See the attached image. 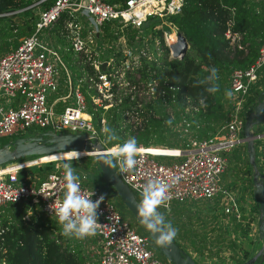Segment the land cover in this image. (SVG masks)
I'll list each match as a JSON object with an SVG mask.
<instances>
[{
	"label": "built area",
	"instance_id": "built-area-1",
	"mask_svg": "<svg viewBox=\"0 0 264 264\" xmlns=\"http://www.w3.org/2000/svg\"><path fill=\"white\" fill-rule=\"evenodd\" d=\"M182 1L53 0L47 9L40 8L34 30L21 37L15 48L0 55V137L12 138L30 127H38L85 131L103 143L101 133L106 122L103 111L119 106L123 100L130 108L138 110L164 93V87L159 86L153 71L146 69L148 76H144L140 67L142 58L155 62L170 58L169 44L176 40L178 30L169 16L180 10ZM260 1L264 5V0ZM37 2L33 1L34 4ZM61 15L64 16L63 30L68 46L60 49L77 53L78 62L92 68L91 73H84L74 81L69 66L63 63L59 48L49 35L50 28ZM147 20L154 21L151 29L161 31L160 40L153 37L150 45L148 39L146 48L151 47L150 50L135 48L121 33L113 43L111 54L106 58L97 57L103 45L104 23H113L120 29L135 28L132 40L136 44L141 41L142 46L146 43L142 37L146 31L142 26ZM227 21L229 24L230 20ZM163 24H167L170 31H165ZM229 33L227 28L224 35L230 37ZM263 64L264 39L252 61L230 72L227 80L231 97L228 119L208 137L185 136L188 130L184 125L180 126V131L185 144L169 147L168 153L142 144L104 145V153L117 175L136 197L140 196L154 209L159 211L161 208L162 213H168L173 202L220 195L223 211L240 219L234 195L219 183L220 173L227 165L228 152L244 142L241 133L246 112L242 114L241 109L248 89L258 77L257 69ZM63 77L66 91L60 96L63 105L56 111L48 94L57 90L59 79ZM86 96L93 109H102L98 128L92 121ZM145 97L147 100L142 101ZM163 104L167 105L166 102ZM157 156L172 159L159 160ZM19 162L0 164V208L7 203L26 201L28 207L23 219L36 211L76 229L83 236L93 237L97 245V264H169L156 256L149 236L138 232L105 192L86 183L84 173H70L56 165L42 179L26 181L20 179L18 171L44 161L34 159L25 167ZM262 180L264 182V171Z\"/></svg>",
	"mask_w": 264,
	"mask_h": 264
},
{
	"label": "trees",
	"instance_id": "trees-1",
	"mask_svg": "<svg viewBox=\"0 0 264 264\" xmlns=\"http://www.w3.org/2000/svg\"><path fill=\"white\" fill-rule=\"evenodd\" d=\"M33 1L0 0V54L15 48L21 37L34 30L37 12L33 8L37 5L41 9H47L53 0H38L36 4ZM106 1L110 3L123 2V0ZM254 6L255 3L251 0H183L180 10L176 14L170 15L169 20L176 25L188 44L185 53L180 59L161 58L159 62L145 61L142 58L140 67L144 76H148L146 69L153 71L152 75L158 80L159 86L164 87V93L147 102L143 109L130 108L127 101L123 100L119 106L103 111L108 131L103 144L108 147L127 144L123 140L121 132L127 129L130 124L125 123L124 127H120L125 117L124 112H136L143 116L142 123L136 126L135 131L129 130L131 144L145 146L163 144L159 151L164 153L170 152L168 151L169 147L185 144V137L180 134V126L185 125L187 128L185 136L205 138L213 134L219 125L228 119L231 109V97L227 86L230 72L234 68L244 67L252 61L258 43L264 39V18L262 14L253 11ZM230 16L232 24L229 30L241 34V39L238 41L240 47H237L236 43L232 41L231 36L226 37L223 34L226 21ZM63 18V15L59 16L54 27V34L61 42L64 41L60 35ZM152 24L154 21L148 22L147 20L142 26V29L151 33L150 45L153 37L160 40L161 33L158 28L151 29ZM121 33L135 48L138 49L141 46V41L136 44L132 40L136 34L135 28L126 26L119 29L117 25H111L109 22L103 24L102 40L116 39L117 35ZM113 50L114 47L111 44L108 47V53ZM71 53L70 50L65 51V57L68 60ZM114 53L119 54L120 52L114 51ZM74 61L71 64L76 76H80L84 72L81 70L82 65L86 71L88 70L87 72L91 73V66H85L86 63L79 66L78 58H75ZM257 75L258 77L244 97L242 114L258 95L259 85L264 84V64L257 69ZM83 87L84 83L81 85V88ZM163 102H166L167 105H164ZM87 103H89V111L92 113V121L98 128V118L102 109H93L88 97ZM168 106L171 110V117L167 110ZM176 122L178 128L175 125ZM111 134L116 137L112 138ZM12 138H3L0 143ZM243 144L232 149L229 159H234L236 163L245 159V164H248ZM86 156L90 157V155ZM26 157L39 158L38 155ZM20 159L22 158L17 160ZM52 162L53 160H47L38 164V171L35 172L38 180L53 170ZM244 170L247 173V168ZM94 171L99 175L100 181H93L92 185L90 183L89 185L105 192L115 208L124 216L125 213L121 206L123 204L118 199L120 205L115 199L114 195L116 194L113 188L102 178L97 166ZM136 198L151 213L145 202ZM27 207L28 204L24 201L14 204L7 203L0 208V264H97V262L87 260L80 244L68 237L72 228L55 219L38 214L36 211L30 212L28 218L23 219L22 215ZM123 207L125 206L123 205ZM182 208V205L172 203L170 214H165L159 220L155 218L168 234V229H172L183 237L189 231L190 228L185 226L186 224L180 217ZM127 214L131 218L129 222L135 226L138 232L142 233V227L130 212ZM153 217L155 216L153 215ZM190 231L191 234L196 235L193 229ZM151 244L155 253L161 255L152 241ZM226 244L231 250H236L234 240H228ZM202 245L204 246V244ZM196 248L199 249V245ZM158 254L157 256L162 261L169 263L162 255L161 258ZM241 262L242 260L237 258L235 264Z\"/></svg>",
	"mask_w": 264,
	"mask_h": 264
},
{
	"label": "water",
	"instance_id": "water-1",
	"mask_svg": "<svg viewBox=\"0 0 264 264\" xmlns=\"http://www.w3.org/2000/svg\"><path fill=\"white\" fill-rule=\"evenodd\" d=\"M188 45L183 35L177 31L176 40L170 42L172 59H180ZM103 64V63H102ZM101 64V65H102ZM264 120V90H260L244 116L242 137L250 168L252 195L257 204V235L261 240L258 249L240 264H263L264 261V182L255 161V141L262 137L256 127ZM106 147L96 136L85 131L54 130L52 128L34 130L25 135L14 136L0 143V164L30 155L46 156L60 151L74 150L94 158L102 178L113 188L116 196L142 226L170 264H199L165 231L153 215L136 198L131 189L117 175L115 167L104 153Z\"/></svg>",
	"mask_w": 264,
	"mask_h": 264
},
{
	"label": "rangeland",
	"instance_id": "rangeland-1",
	"mask_svg": "<svg viewBox=\"0 0 264 264\" xmlns=\"http://www.w3.org/2000/svg\"><path fill=\"white\" fill-rule=\"evenodd\" d=\"M33 9L35 11H39L40 7L35 6ZM162 28L165 31L170 30L167 24H163ZM150 36H151L150 33L145 32L144 36L142 37L146 43L143 42V45L139 47L145 48L147 51L150 50L151 47L149 49L146 48L148 46L147 41L150 38ZM68 64H69L71 73H74V67L72 66V64L70 63ZM72 80L74 81V77L72 78ZM262 89L264 90V87ZM50 98L51 97L49 93L48 99ZM145 100H147L146 97L143 98L142 101H145ZM143 108L144 107H142L141 109ZM167 110L169 111L170 117H171V110L169 106L167 107ZM124 114H125V117L123 119V122L120 124V127H124V125H126L125 123L130 124V126L127 129L123 130L121 132V135L123 137V140L126 141L127 144L133 145L130 142L129 136L131 134L129 133V130L135 131L136 126L142 123L143 116H141L140 114H136V112L134 113L124 112ZM144 120L146 119L144 118ZM175 125L177 128L179 127L177 122ZM257 127H259L261 131L263 130V128L260 125H258ZM34 130H39V128L30 127L27 131H25L21 135L28 134ZM107 133L108 131H107L106 122H105L103 126V131L101 133V136L103 137V139L106 138ZM180 134H182L181 131H180ZM111 137L115 138L116 135L111 134ZM3 138H8V137H0V140H2ZM161 146H163V144H161ZM150 149H155L156 151H159L161 147L152 146ZM36 158L37 157H26V158L20 159V161L21 162L25 160L31 161ZM156 158L159 160L165 159V157L163 156H157ZM166 159L170 160L172 158L167 157ZM56 165L70 173H77V174L84 173L87 177L86 183L88 184L90 183L92 185L93 181H98V182L100 181L99 175L97 174V172L95 173L94 171L96 164L92 156L89 157V156L82 154L74 158H66V159L64 158V159L53 160V162L51 163V166L53 167L52 169H54ZM37 167H38V164H34L31 166H27L23 168L22 170L18 171V175L21 177L20 179L24 178L26 181H28L29 179L36 176L35 172L38 171ZM244 168H247V173L245 172ZM225 178H226V181L223 182ZM250 180H251L250 168L248 164H245V159H241L238 163H236V161H234V159L232 158L229 159V161L227 162L226 168L220 173V184L223 182L226 185L225 187H227V189H230L233 192L234 196L238 197V201L239 203H241L242 207L244 209L246 208V210L249 211V212L244 211V214L248 213L249 221H246L245 223H241V224H239L240 223L239 222L236 224V227L234 225V221H232V219L229 216L224 215L222 211L223 206H222L221 200L219 199L218 200L213 199L210 201L194 200V202L189 203L184 209L182 208V212L180 213L181 220L186 224L185 226H187L190 229H193L196 232L195 233L196 235L194 236L195 240L199 238L198 240V243H200L199 249L201 251L206 252L205 256L207 257V260L205 261H208V264L213 259L216 260L217 263H212V264H219L218 262L220 261L222 262V264H224L223 258L231 259L230 258L231 256L227 255L228 252L226 251V248L224 249L226 253L225 254L223 253L222 251L223 246H224L222 245L223 242H218V240L232 238L236 243L237 250L239 251L240 256H243V255L245 256V253H248V254L253 253L260 246L261 240H258L256 238L257 219H258L257 206L253 205V201H251V196H249V194L245 192V188L249 187ZM114 196L117 202L120 204L118 200L119 198L116 195ZM137 197L143 202H145V204L150 208L151 213L158 220L162 219V217L165 214L168 215L171 212L170 211L171 207L168 213H162L161 208L158 211L157 208L154 209V207H152L142 197L140 196H137ZM121 206L125 213L124 217H126V219L130 221L131 218L127 214L128 211L125 209V207H123V205ZM212 229L214 230L212 231ZM141 230L143 231L142 233H146L143 227ZM168 230H169V234L174 238L176 242H178L179 244H182L185 247L187 246L188 242H187L186 236L182 237L175 230H172V229H168ZM218 231L220 232L218 233ZM220 236L223 238H220ZM68 237L74 241H77L80 244V247L87 260L96 262L97 255H98L97 245L94 242L93 237L86 236V235L83 236L76 229H72V232L70 231V233H68ZM202 244H204V246ZM217 251L218 252L221 251L220 254H218ZM159 256L162 258L161 255ZM209 258L212 260H210ZM228 264H232V260H229ZM263 264H264V261H263Z\"/></svg>",
	"mask_w": 264,
	"mask_h": 264
},
{
	"label": "crops",
	"instance_id": "crops-1",
	"mask_svg": "<svg viewBox=\"0 0 264 264\" xmlns=\"http://www.w3.org/2000/svg\"><path fill=\"white\" fill-rule=\"evenodd\" d=\"M251 1H253L254 3H255V6H254V8H253V11L254 12H256V13H260V14H262V16H263V18H264V5H263V3L260 1V0H251ZM116 3H122V2H116ZM37 6V5H36ZM39 7V6H38ZM35 12H37V11H35ZM228 20H230V23L228 24L227 22L228 21H226V28H225V30L228 28V30H229V28H230V26H231V24H232V17L230 16V18L228 19ZM56 23V22H55ZM55 23H54V25L50 28V30H49V35H50V37H51V39L53 40V42L58 46V48H59V51H60V57H61V59L63 60V63H65L67 66H69V64L68 63H70L71 64V62H73L74 60H75V58L77 59V53H74V52H72L70 55H69V60L64 56L65 55V49L64 50H62V49H60L62 46H68V42H67V40H66V37H65V35H64V30H63V21H62V25H61V28H62V31H60V35H62V37H63V40L64 41H59L58 39H57V37L55 36V34H54V27H55ZM111 25H113V23H110ZM174 24V23H173ZM175 25V24H174ZM102 27H103V25H102ZM175 27H176V25H175ZM120 29V28H119ZM176 30H178L177 29V27H176ZM225 30H224V32H225ZM170 31V30H169ZM230 31V30H229ZM116 31L114 30V33H115ZM180 32V31H179ZM224 32H223V34H224ZM181 33V32H180ZM230 35H231V37L233 38V42H235L236 43V45H237V47H240V45H239V40L241 39V34L239 33V32H231L230 31V33H229ZM114 41H115V39H111L110 41H105L104 39H103V45H102V48L100 49V51L98 50V52H97V57L98 58H106L107 56H109L111 53H108V47H110V45L112 44L113 45V43H114ZM261 42V41H260ZM259 42V43H260ZM259 43H258V45H259ZM188 45V44H187ZM234 45V44H233ZM258 45H257V47H258ZM113 47H114V45H113ZM67 50H69V49H67ZM246 51V49L244 48V52ZM257 51V50H256ZM7 52V51H6ZM5 53V52H4ZM3 54V53H2ZM2 54H0V55H2ZM75 62V61H74ZM77 64H79V66L81 65L79 62L77 63ZM82 68H83V70H84V72L80 75V76H76V74H74V73H72V78L74 77V78H80V77H82L83 75H85L86 73H89V72H87L86 71V69H85V67L82 65ZM60 69V68H59ZM70 69V68H69ZM61 71L63 70L62 69V67H61V69H60ZM85 73V74H84ZM262 85V86H261ZM264 84H260L259 85V90H263L262 88L264 87L263 86ZM65 92V87H64V85H63V78H61V79H59V85H58V87H57V90L55 91V92H53V93H51L50 94V103H52V105L54 106V109L56 110V111H58V110H60L61 109V107H62V105H63V100L62 99H60V96H62L63 95V93ZM87 97V96H86ZM252 104V103H251ZM250 104V105H251ZM250 107V106H249ZM249 109V108H248ZM248 111V110H247ZM247 111H246V113H247ZM262 128H263V130L262 131H264V120L259 124ZM256 131L258 132H260L261 130L259 129V127H256ZM261 131V132H262ZM257 142V143H256ZM244 145V144H243ZM231 151L232 150H230L229 152H228V154H227V156H228V161H229V155H230V153H231ZM244 155H245V157H246V152H245V147H244ZM255 161H256V164H257V168H258V170L262 173L263 171H264V136L262 137V138H260V139H256V141H255ZM227 166V165H226ZM226 168V167H225ZM34 175V174H33ZM30 180H33L34 182H36V181H38V176H34L33 178H31ZM226 181V178L223 180V182H225ZM221 183L220 185L222 186V187H224V188H226L227 189V187H225L226 185L224 184V183ZM219 183H220V180H219ZM232 194H233V192L230 190V189H228ZM245 192L247 193V194H249V196H251V201H253V205H255V206H257V204H256V200H255V198H254V196L252 195V185H251V180H250V182H249V187H246L245 188ZM234 195V194H233ZM220 195H216L215 197H213V198H211V199H199V200H202V201H205V200H207V201H210V200H213V199H215V200H221L220 199ZM235 197V199H236V202H237V208H238V211H239V213H240V219L239 220H237V219H235L234 217H233V215L231 214V213H225L224 211H223V207H222V211H223V213H224V215H227V216H229L231 219H232V221H234V225H235V227H236V224L237 223H245L246 221H249L248 220V217H249V215H248V213H245L244 214V211H246V212H249L248 210H246V208L244 209L243 207H242V205H241V203H239V201H238V197H236V196H234ZM192 202H194V200H185V201H182V202H179L178 204H180V205H182L183 206V209L189 204V203H192ZM173 203H176V202H173ZM222 206H223V204H222ZM239 223V224H240ZM191 229H189V231L187 232V234H184V236H186V239H187V242H188V244H187V246L185 247V246H183L182 244H179L178 242H176L179 246H181L192 258H193V260L195 261V262H197V263H199V264H208V261H205V260H207V257L205 256V254H206V252L205 251H201L200 249H197L196 247H197V245H199L200 243H198V240H199V238L197 239V240H195V235H193V234H191V231H190ZM220 231H218V233H219ZM258 233H257V230H256V238L258 239V235H257ZM234 236V235H233ZM173 238V237H172ZM221 238H223V237H221ZM174 239V238H173ZM232 239V238H231ZM231 239H223V240H218V242H223V244L222 245H224L223 246V253L225 254L226 253V251L228 252L227 253V255H230L231 257V259H228V258H223V260H224V264H228V261L229 260H232V264H235V262H236V259L237 258H240L242 261L243 260H245L247 257H249L250 255H252L253 253H245V256L243 255V256H240V254H239V251L237 250V246H236V250H231L230 248H229V246L226 244L227 242H228V240H231ZM233 240V239H232ZM189 247H191V248H189ZM226 248V251L224 250ZM219 251V250H218ZM217 251V252H218ZM221 252V251H220ZM220 252H218V254H220ZM204 259V260H203ZM210 259V258H209ZM210 260H212V259H210ZM212 263H217V261L216 260H212V261H210L209 262V264H212ZM219 264H222V262L220 261V262H218Z\"/></svg>",
	"mask_w": 264,
	"mask_h": 264
},
{
	"label": "bare ground",
	"instance_id": "bare-ground-1",
	"mask_svg": "<svg viewBox=\"0 0 264 264\" xmlns=\"http://www.w3.org/2000/svg\"><path fill=\"white\" fill-rule=\"evenodd\" d=\"M150 148L152 147V145L149 146ZM82 155L81 152L79 151H74V150H68V151H60L57 153H53L51 155H46V156H40L39 158H36L37 161H47V160H57V159H64V158H68V157H78ZM30 160H25L23 162H19V164H21V166L23 165L24 167L27 166V164H29Z\"/></svg>",
	"mask_w": 264,
	"mask_h": 264
}]
</instances>
